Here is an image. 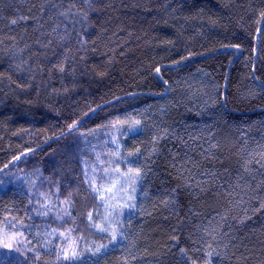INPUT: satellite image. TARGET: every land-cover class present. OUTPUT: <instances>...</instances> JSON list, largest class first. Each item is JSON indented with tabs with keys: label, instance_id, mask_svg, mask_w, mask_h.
Here are the masks:
<instances>
[{
	"label": "trees",
	"instance_id": "16d2710c",
	"mask_svg": "<svg viewBox=\"0 0 264 264\" xmlns=\"http://www.w3.org/2000/svg\"><path fill=\"white\" fill-rule=\"evenodd\" d=\"M30 2L26 0V4ZM105 3H110L111 7L94 16L93 31L98 32L101 27L108 31L98 43L97 51L89 53L88 67L96 66L98 71L107 68L108 76L84 75L80 78L82 87L75 92L50 97L47 92L51 87H61L57 75L47 91L41 89L39 98L35 90L12 91L15 85L10 88L6 79L0 83V168L9 164L5 169L8 175L4 172L0 175L3 181L0 183V221L16 216L26 224L40 225L42 230L45 219L32 211L39 193L55 191L49 185L56 182L61 186V198L67 191H74L83 178L82 161L94 160L91 145H96V151L113 148L111 136L116 135L125 150L140 147L147 155L152 136L160 128L168 127L183 136L188 146L185 148L180 141L166 139L161 142V154L155 158V163L149 162L153 171L148 172L144 182L150 195L145 208L152 215L137 216L130 230L137 243L135 254L146 256V260L131 262V256L128 259L130 264H177L178 250L172 248L169 252L168 241L173 229H177L180 246L190 247L187 228L180 225L187 208L180 207L179 216L162 206L153 208L156 195L175 183L169 175L172 171L169 153L187 151L199 158L201 145L208 148L218 143L219 148L213 151L228 156L238 151L245 134L249 147H255L257 141L264 142V126L259 123L264 121V94L257 99L249 98V91L259 92V84L264 81V33L256 31L260 25L256 23L255 14L262 0H105ZM5 14H11V9ZM167 40H175V45L165 43ZM236 44L240 45L238 50L232 47ZM110 49L116 51L109 65L108 56L113 55ZM181 57L187 59L181 60ZM157 66L161 68L159 74L155 72ZM7 67V62L0 60V71ZM83 68L81 63L78 70ZM13 79L17 76L13 75ZM163 80H167L168 85ZM65 83L70 80L65 78ZM217 92L222 95L217 96ZM208 96L221 103L197 115V110L205 107ZM27 100L33 103H26ZM111 102L91 118L96 110ZM161 107L166 111L162 113ZM127 114L141 118L143 129L126 135L111 128L100 129L96 135L88 137L87 146L79 132L55 141L62 131L68 132L67 125L73 121L86 122L80 129L86 131ZM207 124L213 125L214 137L208 135ZM189 136L200 139L192 140ZM104 141L109 144L105 146ZM29 149L38 151L19 162L12 160L13 156L31 152ZM230 167H235L234 159ZM216 168L222 171L219 164ZM180 201L187 205L184 193L180 194ZM93 204L91 195L81 185L77 212L83 213ZM237 236L234 242L237 247L229 250L231 264H236L240 253L249 257L248 264H256L264 258V212L252 215L244 225H239ZM232 252L236 256H232ZM126 255L123 246H118L109 252L103 264H123Z\"/></svg>",
	"mask_w": 264,
	"mask_h": 264
},
{
	"label": "snow or ice",
	"instance_id": "6c2138e0",
	"mask_svg": "<svg viewBox=\"0 0 264 264\" xmlns=\"http://www.w3.org/2000/svg\"><path fill=\"white\" fill-rule=\"evenodd\" d=\"M110 7L111 4L105 0H31L27 4L26 0L18 3L0 0V60H5L8 65L5 71H0V83L6 79L10 88L15 85L12 91L19 89L27 93L35 90L39 98L41 89L47 91L57 75L61 87H51L47 92L50 97L75 92L82 87L80 78L84 75L108 76L107 68L103 71H98L96 66L89 68L88 58L90 52L97 51L98 43L103 41L108 31L104 27L98 32L93 31L96 27L94 16ZM8 9H11V14L6 15ZM255 14L258 17L256 23L260 25L256 31L262 34L264 0ZM175 42L165 41L173 46ZM232 47L239 49L240 45ZM110 51L113 55L108 56L109 65L113 63L116 50ZM191 55L190 52L189 57ZM184 59L187 57H181ZM81 63L84 68L78 70ZM173 63L179 64L180 61ZM155 72L159 74L161 68L155 67ZM13 75L17 79L14 80ZM65 78L70 83L66 84ZM163 83L168 85L167 80ZM261 94H264V81L259 84V92L249 91V98L257 99ZM221 95L217 92V96ZM26 103L32 104L33 101L27 100ZM220 103L215 97L208 96L204 101L205 107L197 110L196 114L202 115ZM223 103L226 104V99ZM165 111L161 107V112ZM259 123L264 126V121ZM81 127L80 121H73L67 125L68 134L79 132L87 146L88 137L96 135L100 129L111 128L120 135H126L142 130L144 122L138 116L127 114L124 118L117 116L86 131H80ZM205 127L208 135L214 137L213 125ZM60 135L65 133L62 131ZM166 139L180 141L185 148L188 146L183 136L168 127L160 128L152 136L147 155L140 147L125 150L116 135L111 136L113 148L96 151V145H91L94 160L90 162L85 158L82 161L83 178L74 191H67L61 198V186L56 182L49 185L55 191L39 193L32 211L45 219L42 230L40 225L26 224L16 216L0 221V264H103L109 252L121 245L128 254L123 264H130L128 256H131V262L145 261L146 256L135 254L137 243L130 230L137 216L152 215L145 208L150 195L144 182L148 172L153 171L149 162L155 163V158L161 154V142ZM189 139L199 140L200 137L189 136ZM104 144L107 146L109 141H104ZM218 148V143H212L208 148L201 145L199 158L187 151L183 154L169 153L172 170L169 175L175 183L156 195L153 208L162 206L177 216L180 207L187 208L180 225L187 228L186 239L190 247L180 246L181 237L176 234L177 229H173L168 241L171 245L167 249L169 252L172 248L178 250L177 264H225L226 261L231 264L229 250L237 247L234 242L238 239V226L244 225L252 215L264 212V142L257 141L255 147H249L245 134L244 143L235 154L220 155L213 151ZM19 159L18 156L12 158L13 161ZM233 159L234 168L230 167ZM216 164L222 171L216 168ZM8 168L6 163L0 172L8 175L5 172ZM81 185L94 201L83 213L76 210ZM181 193L185 194L187 205L181 204ZM84 199L87 200V196ZM28 218L32 219L31 216ZM47 221L58 226L53 227ZM144 251L147 253L148 249ZM46 256L51 259H45ZM232 256L236 253L232 252ZM248 261L249 257L240 253L236 264H248ZM256 264H264V258L257 260Z\"/></svg>",
	"mask_w": 264,
	"mask_h": 264
},
{
	"label": "water",
	"instance_id": "95a60500",
	"mask_svg": "<svg viewBox=\"0 0 264 264\" xmlns=\"http://www.w3.org/2000/svg\"><path fill=\"white\" fill-rule=\"evenodd\" d=\"M235 50H238V49H235ZM240 57V56H239ZM238 57V58H239ZM257 55H256V57H255V64H256V62H257ZM112 104V102L111 103H109V104H106V105H104V106H102L101 108H99L98 110H96V112L93 114V116L91 117V118H93L94 116H95V114H97L99 111H101L102 109H104L106 106H108V105H111ZM90 118V119H91ZM86 122H83V123H81L82 124V126L85 124ZM81 129V128H80ZM74 133V132H73ZM73 133H71V134H73ZM71 134H68V132H66L65 133V135H63V136H59L58 138H56L55 139V141H58V140H61V139H63V138H65V137H67V136H69V135H71ZM35 151H38V149L37 150H34V151H31V152H27V153H25L24 155H22L21 157H20V159L18 160V162L20 161V160H22L25 156H27V155H29L30 153H32V152H35ZM2 174V172H0V175Z\"/></svg>",
	"mask_w": 264,
	"mask_h": 264
},
{
	"label": "rangeland",
	"instance_id": "374dc122",
	"mask_svg": "<svg viewBox=\"0 0 264 264\" xmlns=\"http://www.w3.org/2000/svg\"><path fill=\"white\" fill-rule=\"evenodd\" d=\"M3 173V172H2Z\"/></svg>",
	"mask_w": 264,
	"mask_h": 264
}]
</instances>
